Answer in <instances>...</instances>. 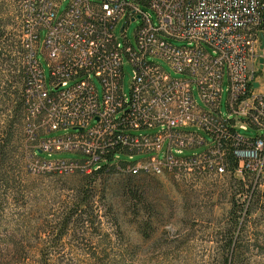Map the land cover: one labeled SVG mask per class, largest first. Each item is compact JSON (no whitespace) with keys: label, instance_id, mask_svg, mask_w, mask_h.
Segmentation results:
<instances>
[{"label":"built area","instance_id":"obj_1","mask_svg":"<svg viewBox=\"0 0 264 264\" xmlns=\"http://www.w3.org/2000/svg\"><path fill=\"white\" fill-rule=\"evenodd\" d=\"M62 2L20 0L28 131L35 136L38 127L46 130L42 149L62 145L82 155L74 164L60 161L61 168L90 173L127 154L143 156L129 162L132 173L222 170L217 159L229 149L238 169L256 182L264 168V0H70L59 14ZM135 20L140 24L132 42L125 28ZM39 53L49 67L48 81ZM151 58L186 79L171 78ZM125 63L133 73L129 97L121 87ZM225 80L226 115L220 109ZM186 127L205 131L209 140ZM67 128L76 132L48 134ZM155 128L152 134L129 133ZM249 128L257 134L240 133ZM198 146L204 150L178 156Z\"/></svg>","mask_w":264,"mask_h":264},{"label":"rangeland","instance_id":"obj_2","mask_svg":"<svg viewBox=\"0 0 264 264\" xmlns=\"http://www.w3.org/2000/svg\"><path fill=\"white\" fill-rule=\"evenodd\" d=\"M69 1L63 0L59 14ZM143 9L154 21L153 12ZM0 20L1 30L17 42L18 0H0ZM123 23L117 24L116 36ZM139 24L140 20H135L125 28L132 42ZM119 41L122 43V38ZM16 56L15 48L0 55L7 59L0 61V264L38 260L40 248L51 252L49 264H264V168L256 182L238 167L202 171L194 166L161 175L131 174L127 162L143 156L121 154L125 162L107 163L101 172L65 171L60 161L74 164L82 155L60 145L42 149V156H36L29 148L32 141L25 134L23 121L10 125L14 103L10 91L15 85L12 75L16 74L11 66ZM37 58L48 81L47 62L40 53ZM151 60L171 78L186 79V74L164 60ZM132 74V67L125 63L121 87L126 97ZM94 83L100 90L97 79ZM192 94L204 108L195 84ZM226 99L225 80L220 99L224 115ZM157 130L129 133L152 134ZM186 130L209 140L199 128ZM75 132L60 129L49 136ZM240 133L257 134L252 128ZM42 141L37 139L31 145L40 148ZM203 150L204 146L185 149L178 156ZM229 250L233 254L224 263L223 255Z\"/></svg>","mask_w":264,"mask_h":264},{"label":"trees","instance_id":"obj_3","mask_svg":"<svg viewBox=\"0 0 264 264\" xmlns=\"http://www.w3.org/2000/svg\"><path fill=\"white\" fill-rule=\"evenodd\" d=\"M18 10H19V21H20L19 40L17 42H15V40L11 41L10 38L6 35V33L0 28V55L6 54L13 48H15L16 52L18 53V56L13 58L12 60L13 64L11 66L12 70H14L16 74L12 75V77H14L15 85L13 87V90L10 91V94L13 96V102H14L13 107H12L13 119L10 121V125H13V123H15L16 120H22L25 126V134L27 138L32 141L29 145L31 152L35 154L36 156H42L41 155V153H43L42 148L33 147L31 144L35 142L37 139H43L47 135L46 130H44L41 127L40 128L38 127L35 136L31 135L30 132L28 131V129L31 127L30 125L31 121L28 119L29 113H28V105L26 104V92H25L26 86H27L26 84L28 81L27 65H26V58H25L27 52H26V48H24L23 46V32H22L23 28H22V18H21L22 14H21V8H20V0H18ZM1 60L6 61L7 59L0 57V61ZM8 67H10L9 64H8ZM0 153H2V150H0ZM217 161L222 163V167L224 169H227L228 167H230L231 169H235L239 165L238 159L232 154V152L229 149H227L225 154H223L221 158H218ZM120 162H125V161L120 160ZM28 167L31 169L33 167V164L30 163ZM104 167L98 170L92 171L90 173L101 172ZM213 169H216V168L215 167L212 169L206 168V169H201V170L206 171V170H213ZM128 172L131 174H138V173H132L130 171ZM243 172L251 175V173L248 171H243ZM53 237H56V236H53ZM39 253L41 254V257H38V260H30L32 263L27 258H25L23 260L14 262V264H49L50 259H51L50 257L52 256L50 254L51 252L46 251L44 248H40L38 249L37 254ZM231 254H233V250L231 252L229 250L227 251V254L225 253V255H223L224 263H226L230 259L229 257H231Z\"/></svg>","mask_w":264,"mask_h":264},{"label":"water","instance_id":"obj_4","mask_svg":"<svg viewBox=\"0 0 264 264\" xmlns=\"http://www.w3.org/2000/svg\"><path fill=\"white\" fill-rule=\"evenodd\" d=\"M260 62H262V58L260 59ZM253 85L257 86L258 84L256 82H254Z\"/></svg>","mask_w":264,"mask_h":264}]
</instances>
